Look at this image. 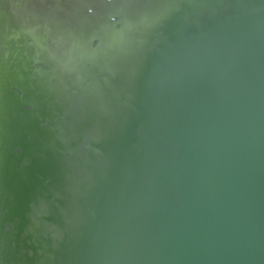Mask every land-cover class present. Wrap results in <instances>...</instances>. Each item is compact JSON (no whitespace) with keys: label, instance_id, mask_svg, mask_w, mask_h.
Wrapping results in <instances>:
<instances>
[{"label":"water","instance_id":"1","mask_svg":"<svg viewBox=\"0 0 264 264\" xmlns=\"http://www.w3.org/2000/svg\"><path fill=\"white\" fill-rule=\"evenodd\" d=\"M0 264H264V0H0Z\"/></svg>","mask_w":264,"mask_h":264}]
</instances>
